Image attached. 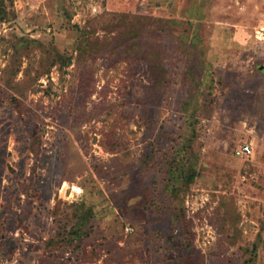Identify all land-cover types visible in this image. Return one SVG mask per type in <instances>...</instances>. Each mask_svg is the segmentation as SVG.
Returning <instances> with one entry per match:
<instances>
[{
    "label": "rangeland",
    "instance_id": "rangeland-1",
    "mask_svg": "<svg viewBox=\"0 0 264 264\" xmlns=\"http://www.w3.org/2000/svg\"><path fill=\"white\" fill-rule=\"evenodd\" d=\"M7 7L0 264H264V0ZM202 62L220 85L193 116ZM192 130L182 157L197 172L172 194L169 162Z\"/></svg>",
    "mask_w": 264,
    "mask_h": 264
},
{
    "label": "trees",
    "instance_id": "trees-1",
    "mask_svg": "<svg viewBox=\"0 0 264 264\" xmlns=\"http://www.w3.org/2000/svg\"><path fill=\"white\" fill-rule=\"evenodd\" d=\"M8 14H10V12L8 11L7 0H0V20H3L4 18H6ZM189 44H191V47L197 48L194 42H191ZM66 57L67 56L65 55L58 54L56 59L62 62H65L64 59ZM259 71L264 72V64L263 65L261 64L259 66ZM205 72L209 75L208 78L207 76H204ZM194 81L196 83V90L193 92V94L187 100V102L183 103L182 108L186 109L187 107L193 105L194 106L193 116L195 115L197 116V111L200 109L202 110V108L206 106V104L211 103V101L215 98L216 86L218 87L220 83L218 81L213 82L214 72L212 71V69L204 65L203 62L201 63L200 74L199 76L194 78ZM191 125L192 124L190 123L189 129L193 127V126L191 127ZM32 131H33L32 138L36 140L38 127L36 126ZM185 133H186V135L184 136L185 138L184 139L182 138L183 140L179 143L178 155L176 156L177 158L171 159V161L169 162L170 180L168 181L166 188L172 194H174V192L177 193V191L179 190V187L181 189L185 185L188 186L189 183L191 182V179L197 172L196 164L193 161H191V163L188 164V161L184 160V156L182 157V154H184V151L187 150L188 146H190L192 142L194 141L193 130L191 132L185 131ZM174 184H177V186H175ZM79 207H80L79 208L80 211L77 215V224L70 231L76 237H80L82 234L85 233V228L91 216L90 214L91 211H83V204H81V206ZM63 239L66 241V244L64 245V247L67 244L69 245L73 243L72 239L69 238L68 236L64 237ZM56 240H57L56 238L50 239L49 241H47L46 246L50 248L51 246L59 242Z\"/></svg>",
    "mask_w": 264,
    "mask_h": 264
},
{
    "label": "built area",
    "instance_id": "built-area-1",
    "mask_svg": "<svg viewBox=\"0 0 264 264\" xmlns=\"http://www.w3.org/2000/svg\"><path fill=\"white\" fill-rule=\"evenodd\" d=\"M249 151H250V146L245 145V146L240 147V149H237L236 154L240 156V155H243ZM74 190H75V195H77V196H79L82 193V187H77Z\"/></svg>",
    "mask_w": 264,
    "mask_h": 264
}]
</instances>
